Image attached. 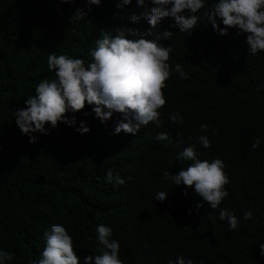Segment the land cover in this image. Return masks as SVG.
Here are the masks:
<instances>
[{"label":"trees","instance_id":"1","mask_svg":"<svg viewBox=\"0 0 264 264\" xmlns=\"http://www.w3.org/2000/svg\"><path fill=\"white\" fill-rule=\"evenodd\" d=\"M117 2L101 0L84 19L70 21L77 8L87 10L86 0H0V249L14 257L5 264L38 259L44 232L57 223L73 237L80 264L102 248L95 231L99 224L112 228L123 264H168L177 255L194 264H264L259 254L264 243V52H247L246 34L237 36L235 29L217 34L202 17L204 9L191 33L171 28L173 38L161 39L173 48L168 63L173 68L180 63L190 78L171 73L160 126L149 123L136 135L113 134L121 115L101 123L93 106L86 105L66 114L76 117L75 125L62 121L48 135L35 133V143L17 127L15 109L26 107L24 101L42 79L54 78L47 67L50 53L87 64L101 30L115 35L128 26L149 29L143 20L133 24L126 18L143 11L136 0L120 10L124 19L113 18ZM165 28L162 21L153 32ZM175 112L183 124L169 121ZM81 121L89 132L76 130ZM201 124L208 129L201 132ZM160 132L169 139L157 140ZM199 135L211 142L208 149L197 146L199 157L223 160L230 181L229 196L217 209L194 188L163 177L164 171L175 175L191 163L178 157ZM109 169L125 183H108ZM159 191L167 192L163 202L155 200ZM220 208L240 219L235 230L219 219ZM247 210L253 217L244 221Z\"/></svg>","mask_w":264,"mask_h":264},{"label":"clouds","instance_id":"2","mask_svg":"<svg viewBox=\"0 0 264 264\" xmlns=\"http://www.w3.org/2000/svg\"><path fill=\"white\" fill-rule=\"evenodd\" d=\"M61 3H75V0H60ZM132 0H118L117 11L113 18L124 19L122 9L130 5ZM87 10L77 8L70 21L84 19L92 10V5L99 6L101 0H86ZM143 11L132 12L126 18L133 24L145 21L147 31L141 28L127 27L113 35L107 30H101L100 38L95 41V48L90 49L91 60L86 64L83 58H74L66 54L57 55L54 52L47 57V67L54 72V78L42 79L35 87V94L24 101L26 107L16 108L13 115L15 123L22 135L29 137V143H35L38 137L35 133L49 134L50 128H56L60 122L69 126L76 123L73 115L70 119L68 112H78L92 105V112L105 123L112 119L114 113L121 115L115 123L113 134L121 131L136 135L141 126L149 123L161 125L160 109L164 108L167 98L163 89L173 71L181 78L188 79L189 75L180 63L173 68L169 63L172 45L167 46L161 39L171 40L174 33H191L198 25L202 9L207 21L219 35H227L229 29H235L236 35L246 34L247 52L255 55L264 52V0H213L209 6L208 0H136ZM166 22L168 28L159 33L153 32L158 25ZM221 24L223 27H221ZM87 115V113H85ZM169 121L183 124V116L179 112L170 113ZM47 125V127H46ZM208 124H201L200 130L208 129ZM81 134L90 131L84 121L76 129ZM157 140H168L166 132L157 134ZM201 145L208 149L211 142L206 135H199L196 143L189 144L179 154V158L191 161L187 167L181 168L172 175L164 171L163 177L171 179L175 185L183 184L185 189L194 188L196 194L211 207L217 209L229 196L226 185L229 177L224 171V161L215 158L211 161L201 159L196 151ZM259 140L252 144L255 149ZM107 182L123 185L125 180L118 175L113 177L109 169L106 173ZM187 195V191L184 192ZM167 198V192L156 193L155 200L161 202ZM204 205L197 203L196 207ZM191 214V209H189ZM221 221H227L229 228L235 230L240 219L233 210L220 208L218 213ZM251 210L244 212L242 219L251 220ZM97 240L102 248L99 254L84 257V264H123L119 258L120 243L112 239L113 230L106 224H99L96 229ZM45 245L38 259H29L28 264H80V257L74 250L73 237L61 224H52L44 232ZM260 256L264 257V243L259 245ZM13 255L7 250L0 249V264L12 261ZM168 264H194L192 259L177 255L175 261Z\"/></svg>","mask_w":264,"mask_h":264}]
</instances>
